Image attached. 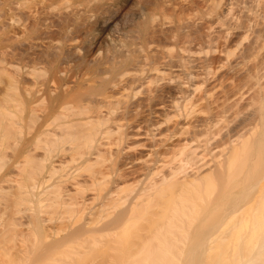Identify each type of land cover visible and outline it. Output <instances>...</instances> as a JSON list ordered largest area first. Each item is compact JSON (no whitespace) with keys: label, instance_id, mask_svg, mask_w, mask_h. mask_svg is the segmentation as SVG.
Masks as SVG:
<instances>
[{"label":"bare ground","instance_id":"6f19581e","mask_svg":"<svg viewBox=\"0 0 264 264\" xmlns=\"http://www.w3.org/2000/svg\"><path fill=\"white\" fill-rule=\"evenodd\" d=\"M262 212L264 0H0L1 258L200 221L264 264Z\"/></svg>","mask_w":264,"mask_h":264},{"label":"rangeland","instance_id":"374dc122","mask_svg":"<svg viewBox=\"0 0 264 264\" xmlns=\"http://www.w3.org/2000/svg\"><path fill=\"white\" fill-rule=\"evenodd\" d=\"M263 213V212H262ZM260 214V213H259ZM262 215H264V213L262 214ZM262 215H261V217H262ZM200 222V221H199ZM198 222V223H199ZM194 223V225H193V227L190 225L189 227H191V228H187V233L186 232H184V234H185V238L187 239L186 240V242H185V238L183 237V235L181 234L180 235V232L181 231H183L182 229H180V228H178V230L179 231H177V229L175 228V227H173V228H167L169 231H171V232H176V233H179V235L180 236H182L184 239H182V241H184V242H179L180 244H176V243H178V242H174V240L172 241V242H174L173 243V245H175V246H173V247H171L172 245H169V244H171V240H165V239H162L160 242L157 240V242H159V243H161V245L163 246V244L162 243H166V242H168L169 244H168V246H170V248H174V247H176L177 249H178V251H177V249L176 248H174V249H176V250H174L177 254H178V256L176 255H170V253H169V255L170 256H168V258L167 259H165V256H167V254H168V249H169V251H170V248H167V245H165V247H164V249L165 250H167V253H166V255L164 254V257H162V255L161 254H163L164 252L163 251H165V250H163V247H161L160 246V244L159 243H157V242H155L154 240V242L157 244L156 246H155V243H150V245L152 246V244H153V246L151 247L149 244H148V246H150L151 248V250H148L149 251V254L151 253V255H152V252H150V251H153L154 250V252L155 253H153V255L154 254H156V255H154L155 257L153 258V256L151 257H149V254L148 253H146V257H144L143 255L141 256V254H139L140 256V258L137 256V254H136V256H137V258L135 259V260H133L134 258H133V256H132V258H131V253H132V255H133V252L135 253V251L138 253L139 251H137L138 250V248L140 249V247H141V250H142V248H144L145 246H147V245H140V244H143V242L142 243H140V244H137L138 242H136V244L138 245H136V244H134V243H132L131 244V241L128 239L127 240V237L126 236H123L122 235V233L123 234H125V233H127L126 235H128V236H130L132 233H136V232H140L141 234H146V232H147V227L146 226H144V225H141V224H139V227H136V226H138V224L135 226H133V227H131V228H129L130 227V225L129 226H127L128 227V230L127 229H125L126 227H123V230L125 229V230H127L125 233L123 232V230L121 229L120 230V233H118V234H121L122 236H123V238H124V240H120V239H118L119 241H116V240H114V243H113V241L109 244V242H108V245H106L107 243V240H108V237H106V236H98L97 238L95 237L96 235H94V237L97 239V241H99L98 243H96L95 241V239L93 240V235H92V239H90V246L89 247H91L92 248V250H87L86 252H90V251H92V255L89 257V259L88 258H85L86 256H84V254H83V256H84V258H83V256H81V255H78L79 257H82L81 259H78V258H76V259H74L75 257H77V256H75V254H74V258H71L70 260L69 259H67V262H69V263H67L66 262V259L65 258H63V257H65V255H67L66 253H65V251L64 250H66V252L68 251L69 252V250H71L72 251V248L71 247H69L68 245H66L65 246V248H67V249H65L64 247H62V248H64V250L62 249V248H57V246L56 247H54V248H57V249H59V250H57L56 249V251L55 252H57V251H62L61 253H59V255L57 254V253H54V255L55 256H53V253L51 252L50 253V251H52L54 248H52L51 246H48L47 248L45 247V246H42V249L40 250V251H38L37 250V252L39 253H37V252H35V254L36 255H34V256H31V257H29V258H27L26 259V261L27 262H25V264H61V262H63V264H65V262H66V264H161L160 263V261L161 262H163L162 260H166L167 261V264H242V262H243V260L244 259H246L247 257H249L252 253L254 254V250H256L257 249V247L256 246H258L257 244L258 243H256L257 241H252V240H250L251 238H249V235L250 234H247V233H249L250 232V230H251V235L253 234L252 233V231H253V227H255V225L256 224H254V225H252V226H248V227H244V228H242V227H236V229H237V232L236 233H238L237 235L239 236L240 234H241V230H243V231H245V229L247 230L248 228H249V231L246 233L247 235V237H248V239H244L243 240V238L241 239L240 237H242V235H244L245 233H243L242 235H240V237L238 238L239 240H232V241H230V240H228V241H230V242H227L226 240V242L224 243L223 241L222 242H220L219 244H218V242L216 241V242H214V241H210V242H207L206 240L204 241V234H205V231L206 232H208L207 230H209V228H210V230H211V228H212V230H214V226L212 227L211 225H205V226H203L201 223ZM203 226H201V225ZM211 224V223H210ZM132 225V224H131ZM213 225H215V224H213ZM216 225H218V224H216ZM220 226H222V225H220ZM220 226L218 225V228H217V226L215 227L216 229H219L220 228ZM225 226L226 225H224V223H223V227H222V229H224L225 228ZM227 226H228V224H227ZM227 226H226V229H227V231L229 232V230L230 231H233L232 229H235V228H233V226L232 227H230V224H229V230H228V228H227ZM99 226H97V228L95 227V231H96V234L97 233H100L101 231H102V229L100 228V230H99V228H98ZM141 227V228H140ZM206 227H208V228H206ZM252 227V229H250ZM258 227V226H257ZM257 227H255L254 229H258ZM260 227V226H259ZM239 228L241 229V230H239ZM153 230H154V232H155V227L154 228H152ZM166 229V231H168ZM188 229H191L190 231L188 230ZM222 229H220V230H222ZM236 229H235V231H236ZM100 231V232H98V231ZM181 230V231H180ZM239 230V231H238ZM132 231V232H131ZM162 231H164V232H166L165 231V229L164 230H162ZM204 231V232H203ZM234 231V232H235ZM255 231V230H254ZM257 231H259V229L257 230ZM256 231V232H257ZM114 232H119L118 230H116V231H114ZM122 232V233H121ZM202 232L204 233L203 234V236H202ZM113 233V232H112ZM181 233H183V232H181ZM101 235H102V233H100ZM187 234V235H186ZM103 235H104V233H103ZM245 236V235H244ZM102 237L103 238H105L106 237V239L107 240H105L106 242H104V239H102ZM188 237V238H187ZM202 237V238H201ZM246 237V238H247ZM241 239V240H240ZM252 239H253V237H252ZM101 240H103V241H101ZM126 240V241H125ZM204 242H207V243H204ZM94 241V242H93ZM101 241V242H100ZM164 241H166V242H164ZM121 242V243H120ZM126 242V243H125ZM116 243V244H115ZM210 245H209V244ZM217 243V244H216ZM224 243V244H223ZM125 244H126V246H125ZM159 244V245H158ZM167 244V243H166ZM256 244V245H255ZM89 244H86L85 245V248L87 249L88 247H86V246H88ZM105 245V246H104ZM134 245V246H133ZM136 245V246H135ZM140 245V246H139ZM213 245V246H212ZM221 245V246H220ZM106 246H108V247H106ZM122 246V247H121ZM124 246V247H123ZM133 246V247H132ZM144 246V247H143ZM147 246V248L149 249V247ZM50 247V251H49V248ZM77 247V246H76ZM75 247V248H76ZM128 247V248H127ZM135 247H137V248H135ZM156 247H158V248H156ZM210 247H212V248H210ZM255 247H256V249H255ZM44 248H46V251L44 250ZM52 248V249H51ZM84 248V249H85ZM111 249V251H110V249ZM122 248V249H121ZM123 248H124V250H123ZM133 248V249H132ZM134 248H135V251H133L134 250ZM147 248L145 247V249H143L144 251L146 250V252H147ZM155 248H156V250H155ZM161 248H162V252H160L161 251ZM184 248V249H183ZM208 248H209V250H208ZM74 249V248H73ZM76 249H79L78 247L76 248ZM83 249V251L85 252V250ZM101 249V250H100ZM103 249V250H102ZM109 249V250H108ZM132 249V250H131ZM157 249H158V251L161 253V254H157L156 252H157ZM181 249L183 250V251H181ZM214 249V250H213ZM215 249H216V251H215ZM95 250H96V252H95ZM118 250V251H117ZM140 250V251H141ZM173 250H171L170 252L172 253L173 252ZM182 252V254H181V252ZM205 250V251H204ZM213 250V251H212ZM34 251V250H33ZM32 251V252H33ZM41 251H43V252H45L46 254L44 255V253L42 254V252ZM70 251V252H71ZM99 251H101L100 253H98ZM106 251V252H105ZM108 251V252H107ZM130 251V252H129ZM133 251V252H132ZM189 251V252H188ZM202 251V252H201ZM210 251V252H209ZM211 251H212V255H211ZM215 251V252H214ZM40 252H41V254H40ZM48 252H49V254H48ZM69 252V253H70ZM86 252H85V254H86ZM95 252V253H94ZM158 252V253H159ZM185 252V253H184ZM205 252V253H204ZM208 252H209V254H208ZM63 253H65V255L63 254ZM80 253L82 254L83 252H81V250H80ZM94 253V254H93ZM102 253V254H101ZM123 253V254H122ZM129 253V254H128ZM187 253V254H186ZM52 254V255H51ZM60 254H63V255H60ZM72 254V255H73ZM120 254V255H119ZM126 254V255H125ZM127 254L129 255V256H127ZM143 254V253H142ZM147 254H148V256H147ZM209 255V256H206V255ZM39 255V256H38ZM44 255V256H43ZM70 255V254H69ZM71 255V256H72ZM87 255V257H88V254H86ZM145 255V254H144ZM160 255V256H159ZM204 255V256H203ZM30 256V255H29ZM135 256V255H134ZM173 258H172V257ZM4 257V256H3ZM145 259H144V258ZM158 259H157V258ZM171 257V258H170ZM175 257V258H174ZM16 257H14V259H15ZM67 258H69V256L67 257ZM147 258H148V260H147ZM153 258V259H152ZM157 260H156V259ZM160 258H161V260H160ZM164 258V259H163ZM170 258V259H169ZM9 259V260H8ZM78 259V260H77ZM88 261H87V260ZM169 259V260H168ZM0 264H16L17 263V259H15V260H13V257H12V259H11V257H8L7 259H5V258H1L0 257ZM8 260V261H7ZM17 260V261H16ZM32 260V261H31ZM72 260H73V262H72ZM75 260V261H74ZM86 260V261H85ZM153 260V261H152ZM159 260V261H158ZM155 261V262H154ZM157 261V262H156ZM166 261H164L163 263L165 264V262ZM245 261V260H244ZM10 262V263H9ZM19 262V261H18ZM71 262V263H70ZM162 263V264H163Z\"/></svg>","mask_w":264,"mask_h":264}]
</instances>
